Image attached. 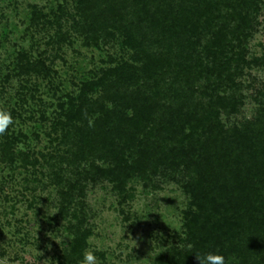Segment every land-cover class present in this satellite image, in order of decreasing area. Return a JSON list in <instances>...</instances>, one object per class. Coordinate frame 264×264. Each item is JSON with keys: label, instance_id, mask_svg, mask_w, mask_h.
<instances>
[{"label": "trees", "instance_id": "trees-1", "mask_svg": "<svg viewBox=\"0 0 264 264\" xmlns=\"http://www.w3.org/2000/svg\"><path fill=\"white\" fill-rule=\"evenodd\" d=\"M75 2V13L60 5L53 18L32 10L34 27H56L53 48L72 39L63 29L69 17L86 43L120 39L132 53L67 95L39 157L18 149L29 140L15 129L24 116L18 108H7L13 124L0 134V164L20 172L32 166L24 180L38 184L47 168L45 181L57 187L52 221L70 217L66 229L74 235L59 264H79L93 234L86 226L89 184L109 181L126 200L132 179L149 186L160 175L181 176L191 201L182 230L156 264H200L195 253L207 251L223 254L226 264H264V81L244 79L246 69L264 64L249 58L247 46L263 0ZM13 65L4 82L19 78L21 89L25 76L53 73L24 48ZM18 93L19 106L29 105ZM247 98L255 103L249 117Z\"/></svg>", "mask_w": 264, "mask_h": 264}, {"label": "rangeland", "instance_id": "rangeland-1", "mask_svg": "<svg viewBox=\"0 0 264 264\" xmlns=\"http://www.w3.org/2000/svg\"><path fill=\"white\" fill-rule=\"evenodd\" d=\"M60 5L71 13L77 10L75 0H0V110L11 106L24 112V116L33 115L25 120L24 116L17 118L15 129L29 137L26 143L18 142V149L30 148L38 157L45 152L44 147L50 146L47 133L67 95L75 94L82 82L96 76L101 68L115 65L113 59L129 58L132 53L122 47L120 39L86 43L72 29L69 17L63 18V29L70 30L72 39L53 48L49 37L56 27H34L32 10L39 9L53 18L60 12ZM256 22L254 36L247 45L249 58L264 59V0ZM23 48L35 58L43 57L53 68L52 76L47 78L25 76L27 89H21L16 77L4 82ZM245 71L246 84L254 79L264 81L263 60ZM19 91L27 94L25 99L30 103L24 108L19 106ZM254 108V101L247 98L243 115L251 116ZM32 169L29 166V171H12L8 164H0V264H59L65 244L73 239L66 229L70 217L52 221L58 215L59 195L57 187L45 181L48 169L43 170L47 174L37 177L47 184L26 182L24 178ZM179 179L173 181L160 175L154 178V185L145 186L134 178L128 183L130 196L126 200L109 181L88 185L84 197L86 226L92 228L93 234L86 249L95 252L97 264H156L172 244V235L182 230L184 211L191 201L181 176Z\"/></svg>", "mask_w": 264, "mask_h": 264}, {"label": "clouds", "instance_id": "clouds-1", "mask_svg": "<svg viewBox=\"0 0 264 264\" xmlns=\"http://www.w3.org/2000/svg\"><path fill=\"white\" fill-rule=\"evenodd\" d=\"M11 124H13L11 114L6 110H0V134H3ZM195 254L200 264H226L224 255L218 251H207L203 254ZM79 264H97L95 252L93 250L86 249L83 252V256Z\"/></svg>", "mask_w": 264, "mask_h": 264}]
</instances>
